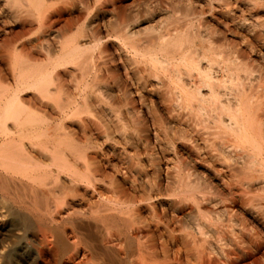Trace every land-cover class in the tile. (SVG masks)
Here are the masks:
<instances>
[{
    "label": "bare ground",
    "instance_id": "1",
    "mask_svg": "<svg viewBox=\"0 0 264 264\" xmlns=\"http://www.w3.org/2000/svg\"><path fill=\"white\" fill-rule=\"evenodd\" d=\"M47 1L5 0V3L16 10L22 7L21 11L31 16L32 9L38 15L44 14L47 10L40 11ZM88 33L81 34L79 40L67 36L59 41L56 54L43 56L45 59L40 62L24 44L12 47L11 52L7 50L3 55L13 84L8 86V76L0 70V198L9 205L5 215L7 224L0 230H5L15 240L30 241L36 255L33 264H44L46 258H52L55 264H87V251L92 264H214L222 255L217 258L214 242L221 213L217 200L219 186L229 192L231 183L219 178L216 170L204 160H104L101 144L107 131L100 115L107 102L100 94L101 89H96L100 97H95L94 102L90 94L94 93L105 56L101 48L94 53L102 40L96 28ZM199 33L181 31L155 36V39L150 37L151 41L145 36L149 41L145 47L141 48L138 42H128L125 47L122 43L120 47L132 55L136 71L138 65L143 64L146 77L158 81V100L166 113L179 115L185 111L189 121L202 125L204 132L190 137V141L200 142L204 156L217 160L216 163L239 160L235 172L241 176L246 189L262 188V67L254 65V60L244 52L239 56L234 52V56L229 57V53L224 56L221 51H215L211 46L215 40L210 43L205 39L209 43L203 46ZM263 34L264 31L255 36L260 43L264 40ZM125 35L119 40L127 39ZM246 46L255 58L264 60L253 46ZM213 66L218 75H213ZM64 75L74 81L70 92H64ZM161 78L169 81L168 86H163ZM146 79L138 81L134 87L138 106L128 98L124 112L139 126L137 116L139 107H146L145 92L150 107L155 108ZM29 92V97H23ZM63 92L67 96L61 99L59 95ZM119 102L122 101L117 100ZM194 148L197 147L193 144L187 153H193ZM252 208L260 209L258 204H253ZM225 209L227 207L222 211ZM116 246H123L122 254Z\"/></svg>",
    "mask_w": 264,
    "mask_h": 264
},
{
    "label": "rangeland",
    "instance_id": "2",
    "mask_svg": "<svg viewBox=\"0 0 264 264\" xmlns=\"http://www.w3.org/2000/svg\"><path fill=\"white\" fill-rule=\"evenodd\" d=\"M0 2V70L3 74L8 76V86H12L13 79L10 78L11 75L8 70L9 64L3 55L9 51L11 52L13 50L12 47L15 48L20 44H24L26 50L32 51L33 57L40 62L50 54H56L60 42L66 39L67 36V38L74 37L79 40L81 39L79 38L81 34L89 35L88 32L91 29L96 28L102 40L99 46H97L98 48L96 47L97 49L94 50V53H96V51L101 48L100 50L104 51L105 57L104 63L100 65L101 74L99 72L98 80L96 83L97 85H94L93 89L95 88V90L94 93L90 94V99L94 102V100L99 98L101 94L102 97H105V103L107 102L102 108L104 111L103 114L100 115L105 123L104 130L106 129L105 132L107 131L106 139L101 144L102 154L106 158H104V160H148L150 158L153 160H204L216 170L219 178L225 180L228 179V183H231L229 185V192L225 191L226 189H223V187L219 186L220 194L217 196V200L219 199L218 208L220 209L221 213L219 212L220 221L217 222L216 229L218 230H216L214 242L217 249V258L221 254L222 255L220 258L215 259L214 264H264V186H262V188L257 187L251 188L250 190L249 188L248 190L246 189V184L244 183V181H241V176L238 175L237 172H235L237 170V166H239V160H236L238 163L234 160H219L216 163L217 160H209L206 156H204L202 154V150H200V142L190 141V137L194 138V136H197L198 133L204 132L202 129V125L199 126L193 121H189L187 119L185 111L181 112L182 115L181 113H179L178 115V113L174 112L173 114L166 113L162 106L163 104L158 100L160 96V94L158 93L160 87L158 81L155 78L154 80L153 77H146V68L142 67L144 66L143 64H139V69H137L136 71L135 65H133L132 55L128 51H126V48H123L128 42H138L137 44H139L140 47H145L148 44L146 43V41L149 42L152 40L150 39V37H154L155 39V36L157 38L159 35L163 34H174L175 32L181 31H194L197 33L200 32L201 34H199L204 40V43H202L203 46H206L209 42L211 43L215 40L214 42L216 44L213 42L211 43V46L214 47L215 51H221L222 53H220L224 56H227L228 53L230 54L228 55L229 57H233L234 55L239 56L240 52H244L245 54L250 56L251 60H254V65L256 64L262 67V73L264 74V60H258L257 58H255L254 54H251L246 46H253L256 50H258L261 56H264V40H262L263 42L261 41L260 43V41L255 38L256 35H259L260 32L262 34L264 31V0H48L42 5L40 11L42 12V10H47L44 13L45 15L43 13L42 15H38L37 12H35V10L31 8L33 11L31 16H26L25 13L21 11L22 7L20 9L18 8L19 10H16V8L12 6L8 7V5H6L5 3V0H1ZM232 16H234L235 19ZM27 18L30 20H28ZM188 24L189 26H187ZM82 30H84L85 32ZM123 34H126L125 36H127L128 40L125 39L122 42L119 39H121V36H123ZM56 36L59 38H57ZM145 36L149 41L145 39ZM140 37L142 39L144 38V41H142ZM88 38L89 37L87 36L86 39ZM205 39H209V42ZM210 39H212V41ZM216 39H220V42L218 40L216 42ZM115 42H117V44ZM91 44L92 43H90L89 45L91 46ZM118 44L119 47L117 46ZM243 44L245 45V47ZM120 45L124 46L120 47ZM43 47H46L45 50H43ZM43 56L45 58H43ZM103 68L104 70H106V72H104ZM213 68V75H218L216 67L213 66ZM141 72L145 74L143 75ZM106 73L110 75L108 76L106 75ZM125 73H127V76L125 75ZM110 76L112 77V80ZM63 78L65 79V85L67 84L66 86L64 85V89L66 88V91L64 92H70L71 88L74 85H72L71 83H74V81L68 75H64ZM144 78H147L146 81L149 87L148 89H152V91H150V95L155 102L156 109H152L150 107L152 105L148 101V93L145 92V103L148 110L144 106L139 107L140 113L138 114L137 118L140 121V127L139 125L134 123L135 121L133 122V118H131L127 113L124 112H126V102L128 98H131L134 101L135 106H138L136 103L137 99H135L133 91H135V88L137 86L136 83L138 81L142 82ZM102 80H104V82L106 83H104ZM98 81L100 83H98ZM161 81L163 86H168L169 81H167V79L161 78ZM67 82L69 83V85ZM113 83L115 86H112ZM100 84L103 85V87L100 86ZM96 89H101V92L98 90L96 91ZM64 92L62 93V95H59L61 99L67 96ZM30 95V92L25 93L23 94V97H29ZM109 97L110 100L112 98L114 100L107 101ZM117 100L122 102L117 103ZM113 108L117 109L114 110ZM183 116H185L186 120ZM181 120H183V122ZM187 120L188 122L186 123ZM128 121L131 122V124L133 123L132 126L130 123H128ZM123 125L127 126L124 127ZM130 126L132 127V129L130 128ZM190 127L194 128L191 129ZM194 130L197 131L194 132ZM183 131H186L187 133H184ZM129 132L130 135L127 134ZM185 141L186 143L188 142L190 144L187 143L186 145ZM193 144L196 145L197 148H199H194L193 151H195L193 153H187V150L193 148ZM230 175H232L231 178ZM234 186H236L237 188H234ZM220 195L221 197L223 196V198H221ZM227 199L229 202L232 201V203H229ZM252 201L255 202L253 203ZM0 203L3 205L2 206L0 204V227L2 228L7 224L6 220H8V218L5 215L6 210L9 208V205L1 198ZM253 204H258L260 209L258 210L252 208ZM220 205H222L223 207ZM226 207L227 209L222 211V208ZM230 208H233V210H230ZM225 213L227 215H230L227 217ZM230 216L231 218H229ZM234 218L237 221H235ZM242 228L247 229L245 231V229L243 230ZM228 229L232 230L228 231ZM244 231L245 233H243ZM8 235L9 234L5 232V230H0V264H12V262H17L18 264H33L36 255L31 248L30 241L15 240L13 237ZM203 247H205L204 243ZM13 248L14 250L12 251ZM17 248L18 250H16ZM242 249L245 251V253L244 251H242ZM117 250L122 254L123 246L120 248L118 246ZM86 251L87 250H85V252ZM88 255L90 254L87 251L85 260L88 259L87 264H92L91 260H89L90 256ZM32 256L34 257L32 258ZM9 258L12 260H10ZM43 262L44 264H55L52 258H46Z\"/></svg>",
    "mask_w": 264,
    "mask_h": 264
}]
</instances>
